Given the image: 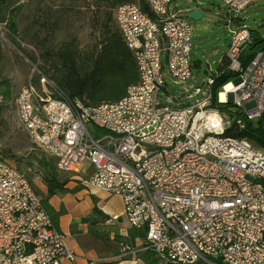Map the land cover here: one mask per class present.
Here are the masks:
<instances>
[{
    "label": "built area",
    "instance_id": "built-area-1",
    "mask_svg": "<svg viewBox=\"0 0 264 264\" xmlns=\"http://www.w3.org/2000/svg\"><path fill=\"white\" fill-rule=\"evenodd\" d=\"M174 1L129 0L114 8L138 71L123 97L90 105L38 71L39 84L30 82L16 97L18 123L60 171L120 196L160 264H264V149L225 135L233 122L242 130L246 120L260 119L264 127V49L244 65L252 31L233 25L227 57L239 77L230 91L223 87L227 100L222 91L218 99L232 95V109L242 115L213 106L220 73L195 85L194 24ZM222 1L229 14L255 2ZM170 82L189 85L176 96ZM88 123L103 133L92 134ZM65 239L29 173L0 154V264H76ZM130 250L123 245L121 255Z\"/></svg>",
    "mask_w": 264,
    "mask_h": 264
},
{
    "label": "rangeland",
    "instance_id": "rangeland-1",
    "mask_svg": "<svg viewBox=\"0 0 264 264\" xmlns=\"http://www.w3.org/2000/svg\"><path fill=\"white\" fill-rule=\"evenodd\" d=\"M177 1L183 12L191 3L187 0ZM198 1H202L207 10L203 20L189 18L194 24L191 56L195 85H201L207 76L219 72L220 61L228 52L230 30L234 27L232 15L242 17V24L264 37V0H255L245 11L236 14H229L222 0ZM115 6L113 0H0V154L27 171L30 177L39 175L46 181L57 177L65 185L71 186L69 191L85 192L95 204L94 213L99 202L96 197L104 199L107 195L115 194L101 191V194L94 197L91 187L83 183V176L60 171L55 159L43 153L19 125L16 97L21 88L30 82L39 84L38 71L55 81V52L65 42L75 39L80 54L96 50L104 38L103 29L108 14L112 15L110 26L113 30L117 28L113 19ZM199 22H202L201 26ZM188 85L170 82V90L176 96L182 95V88ZM193 89L190 88L189 92ZM197 98H202V94ZM194 100L185 98L183 102ZM163 102H168L166 92ZM248 107L251 108V104ZM87 126L92 134L103 133L92 123ZM35 187L45 197V202L50 203L52 195L37 185ZM84 198L78 201H82V205L88 208ZM85 218L91 220L94 217L86 214ZM53 219L61 230L68 229L66 218L54 214ZM73 233L85 234L83 231Z\"/></svg>",
    "mask_w": 264,
    "mask_h": 264
},
{
    "label": "trees",
    "instance_id": "trees-1",
    "mask_svg": "<svg viewBox=\"0 0 264 264\" xmlns=\"http://www.w3.org/2000/svg\"><path fill=\"white\" fill-rule=\"evenodd\" d=\"M125 1L129 0H113V5L117 6ZM144 8L148 11L146 4ZM111 21L112 15L108 14L104 23V38L96 50L80 54L76 40L73 39L65 42L55 52L56 61L53 66L56 73L53 78L71 97L82 99L90 105L117 101L123 97L128 86L138 81L135 58L119 30L117 28L113 30L110 26ZM251 31L252 40L242 58L244 65L257 52L264 49V37ZM218 69L220 74L216 77L213 87L212 105L222 110H231L232 115L241 116L240 111L232 109L235 107L232 98L228 102H221L218 99L222 88L239 77V72L229 68L227 53L221 59ZM225 135L245 136L264 149V127L260 119L246 120V126L242 130L233 122L226 129ZM43 179L48 186L49 194H54L65 186L57 177H51L47 181L44 177Z\"/></svg>",
    "mask_w": 264,
    "mask_h": 264
},
{
    "label": "crops",
    "instance_id": "crops-1",
    "mask_svg": "<svg viewBox=\"0 0 264 264\" xmlns=\"http://www.w3.org/2000/svg\"><path fill=\"white\" fill-rule=\"evenodd\" d=\"M187 2L191 3L184 12L180 10V2L177 0L173 2L172 8L187 17L193 9L201 8L204 15L200 20L206 17L207 7L202 1L187 0ZM242 20V17L235 16L234 25L242 24ZM202 22L198 25L201 26ZM229 41L230 37L228 43ZM31 178L39 189L45 193L49 192L48 186L39 175ZM69 188L71 186L66 184L62 191L51 194L50 203L45 202V197L43 200L55 226L59 228L53 219L54 214L66 218L68 229H59L65 234L67 245L78 255L76 264H160L159 256L145 248V231L131 226L123 217L125 214L120 196L107 195L104 199L98 198L95 195L101 194L102 190L91 188V193L99 200L94 213L95 204L91 196L87 197L82 191L71 192ZM82 198L88 203V208L82 205V201H78ZM86 214H92L94 218L88 220L85 218ZM73 231H83L85 234L78 235ZM123 245L131 248L125 255H121ZM65 264H73V262L66 261Z\"/></svg>",
    "mask_w": 264,
    "mask_h": 264
},
{
    "label": "water",
    "instance_id": "water-1",
    "mask_svg": "<svg viewBox=\"0 0 264 264\" xmlns=\"http://www.w3.org/2000/svg\"><path fill=\"white\" fill-rule=\"evenodd\" d=\"M203 10L201 8H196L190 11L189 13V18L195 19V20H200L203 18Z\"/></svg>",
    "mask_w": 264,
    "mask_h": 264
},
{
    "label": "bare ground",
    "instance_id": "bare-ground-1",
    "mask_svg": "<svg viewBox=\"0 0 264 264\" xmlns=\"http://www.w3.org/2000/svg\"><path fill=\"white\" fill-rule=\"evenodd\" d=\"M231 87H232V85H230V84L227 85V89H229V91H230ZM221 98H222L224 101L227 100V93H226L224 90L221 92Z\"/></svg>",
    "mask_w": 264,
    "mask_h": 264
}]
</instances>
